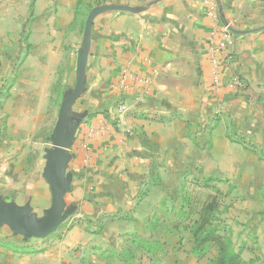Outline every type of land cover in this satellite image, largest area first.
I'll list each match as a JSON object with an SVG mask.
<instances>
[{"label": "crops", "instance_id": "crops-1", "mask_svg": "<svg viewBox=\"0 0 264 264\" xmlns=\"http://www.w3.org/2000/svg\"><path fill=\"white\" fill-rule=\"evenodd\" d=\"M81 1L57 0L69 37L28 38L19 66H8L20 56L18 38L0 52V197L30 204L38 218L52 204L49 151L77 81ZM110 1L135 10L103 11L93 22L68 119L67 227L52 243L0 227V264H210L179 243L185 233L172 222L188 164L217 187L238 188L246 204H264V0ZM228 24L247 32L229 35L216 87L211 41ZM236 75L241 87L230 84Z\"/></svg>", "mask_w": 264, "mask_h": 264}, {"label": "rangeland", "instance_id": "rangeland-1", "mask_svg": "<svg viewBox=\"0 0 264 264\" xmlns=\"http://www.w3.org/2000/svg\"><path fill=\"white\" fill-rule=\"evenodd\" d=\"M111 2L110 0H84L78 3L76 15L81 21L83 38H85V29L91 10L98 6L111 4ZM59 12L57 0H0V52L9 51L10 38L19 39L20 56L14 64L10 63L8 66H19L23 62L26 50L28 51L30 48L28 38H57L58 34H61L62 38H67L74 32L73 27L72 29L59 28ZM6 61L9 63V60ZM34 141L36 142V140ZM50 144L52 145L51 141ZM208 181L203 177L200 166L188 164L187 170H183L180 175L181 202L179 211L181 205L186 204V200H188V204L192 208L189 215L198 217L202 207L213 197L216 198L217 208L213 220L216 228L222 234L230 236L236 249L241 250L244 260H252L254 264H264V209H260L264 208V204H246L242 199L247 197H243L244 194L241 195L240 190L232 184L226 187H217L216 183ZM2 199L5 200V198ZM239 199L242 201L239 202ZM46 215L47 213L43 215L42 219ZM185 218L181 212H178L177 219L172 222L174 221L175 226H179V230L181 226L183 227L185 234L183 238L179 236V243L184 247L192 244L193 249L194 242L190 222L189 228H186ZM0 227L10 228L4 223H0ZM66 227V223H62L49 235L31 237L30 240L52 243L62 237ZM18 235L23 236L22 234ZM184 239L185 241H183ZM190 252L194 254L192 250ZM216 253V247H211L206 256L195 255L200 259H208L211 264L210 259L214 258Z\"/></svg>", "mask_w": 264, "mask_h": 264}, {"label": "water", "instance_id": "water-1", "mask_svg": "<svg viewBox=\"0 0 264 264\" xmlns=\"http://www.w3.org/2000/svg\"><path fill=\"white\" fill-rule=\"evenodd\" d=\"M135 10L127 4H108L95 7L91 10L85 29V38L80 50L78 62V75L74 89L65 97L61 105L59 118L52 138L53 148L49 151L50 168L46 171L52 192V204L47 210L44 219L31 213L30 204L24 206L15 202H7L0 197V223L8 225L14 234H22L26 239L31 237H45L54 232L65 221L68 214L65 212V193L69 190V181L65 179V166L67 162V148L71 145L74 137V128L68 129L69 113L72 105L79 97L83 86L89 47L92 36V26L96 15L107 10ZM229 29L237 34L247 31L233 27Z\"/></svg>", "mask_w": 264, "mask_h": 264}, {"label": "trees", "instance_id": "trees-1", "mask_svg": "<svg viewBox=\"0 0 264 264\" xmlns=\"http://www.w3.org/2000/svg\"><path fill=\"white\" fill-rule=\"evenodd\" d=\"M182 204L180 212L187 221L186 228L192 231L193 249L192 251L198 257H204L208 254L211 247H216V256L210 259L211 264H254L252 260L246 261L242 257L241 250H237L230 236L222 234L214 225L215 211L217 208L216 198L207 202L198 213V217H191L189 211L192 209L188 200ZM189 217L190 220H189ZM176 227H179L176 225ZM189 230V229H188ZM146 246V244H145ZM156 251L160 250L162 245L154 244Z\"/></svg>", "mask_w": 264, "mask_h": 264}, {"label": "built area", "instance_id": "built-area-1", "mask_svg": "<svg viewBox=\"0 0 264 264\" xmlns=\"http://www.w3.org/2000/svg\"><path fill=\"white\" fill-rule=\"evenodd\" d=\"M231 30L229 29V25H226L222 31V38L219 42L211 41L210 48V59L213 70V84L218 87L221 84L222 80V59L219 57L221 52L226 48L228 42H231V38L229 35L231 34ZM233 87H241L243 85V81L240 76L236 75L231 79L230 82ZM121 85H125V77H123L121 81ZM117 114L119 116H123L129 111V108L126 103L120 101L116 106ZM85 149H88L87 144L83 146Z\"/></svg>", "mask_w": 264, "mask_h": 264}]
</instances>
